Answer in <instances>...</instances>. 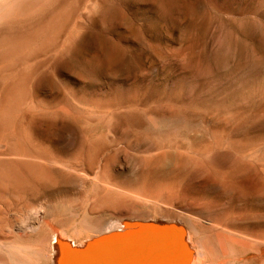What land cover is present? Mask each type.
<instances>
[{"label":"rangeland","instance_id":"1","mask_svg":"<svg viewBox=\"0 0 264 264\" xmlns=\"http://www.w3.org/2000/svg\"><path fill=\"white\" fill-rule=\"evenodd\" d=\"M139 222L264 264V0H0V264Z\"/></svg>","mask_w":264,"mask_h":264},{"label":"water","instance_id":"2","mask_svg":"<svg viewBox=\"0 0 264 264\" xmlns=\"http://www.w3.org/2000/svg\"><path fill=\"white\" fill-rule=\"evenodd\" d=\"M145 234L152 241L136 239ZM185 230L175 225L160 223H130L123 232L113 234L67 256V264H187L190 253L184 242Z\"/></svg>","mask_w":264,"mask_h":264},{"label":"bare ground","instance_id":"3","mask_svg":"<svg viewBox=\"0 0 264 264\" xmlns=\"http://www.w3.org/2000/svg\"><path fill=\"white\" fill-rule=\"evenodd\" d=\"M185 162V161H184ZM161 173V172H160ZM86 176V175H85ZM85 176L83 177V178H85ZM89 178V177H88ZM37 179V178H36ZM86 180V179H85ZM38 189V188H37ZM73 193V192H72ZM119 195V194H118ZM146 196H148V195H146ZM139 197H141V195L139 196ZM145 198V197H144ZM140 199H143V198H140ZM145 199H147V198H145ZM151 199H153V198H151ZM148 200V199H147ZM145 201V200H143V202L145 201V202H148V201ZM156 200V199H155ZM114 201V200H113ZM142 202V203H143ZM156 203H157V201H156ZM156 203H154V204H156ZM226 203V202H225ZM160 206V205H159ZM164 207V206H163ZM166 208V207H165ZM178 208V207H177ZM168 209V208H167ZM203 209V208H202ZM209 211V210H208ZM213 212V211H212ZM184 213V212H183ZM215 213V212H214ZM211 214V213H210ZM214 215H217V214H214ZM46 216H47V214H46ZM211 216V215H210ZM167 217V216H166ZM183 217V216H182ZM218 217V216H217ZM221 216L219 215V218H220ZM135 218V217H134ZM210 218V217H209ZM163 218L161 217V220H162ZM175 219H176V217H175ZM216 219V218H215ZM177 220V219H176ZM175 220V221H176ZM195 220V219H194ZM164 221V220H163ZM190 221V220H189ZM196 221V220H195ZM199 221V220H198ZM218 221V220H217ZM224 221V220H223ZM173 222V221H172ZM206 222V221H205ZM219 222V221H218ZM49 223H51V222H49ZM119 223V222H118ZM201 223V222H200ZM217 223V222H216ZM112 224V223H111ZM167 224V223H166ZM170 224V223H169ZM196 224H197V222H196ZM113 225V224H112ZM200 225V224H199ZM201 225H202V223H201ZM200 225V226H201ZM43 226V225H42ZM121 226V225H120ZM204 226L205 225H203V227H201V229L202 228H204ZM109 227V226H108ZM112 227V226H111ZM124 226H122V228H123ZM208 227H210V226H208ZM211 227H212V225H211ZM110 228V227H109ZM126 228V227H125ZM213 228H217L216 226L215 227H213ZM204 229H206V228H204ZM203 229V230H204ZM218 229V228H217ZM220 229V228H219ZM225 229V228H224ZM223 229V231H225ZM227 229V228H226ZM107 230V229H106ZM202 230V232H205V231H203ZM209 229H207L206 231H208ZM221 230V229H220ZM229 230H231V228L229 229ZM234 230V229H233ZM232 230V231H233ZM228 230H226V232H227ZM243 231H245V230H243ZM254 232H256V231H254ZM104 233V232H103ZM218 233H219V231H218ZM62 234V233H61ZM206 234V233H205ZM224 234H226V233H224ZM230 234V233H229ZM54 235V234H53ZM57 235H59V234H57ZM112 235V234H111ZM135 236L136 235H140V236H138L136 239H138V240H140L141 242H143V243H146V242H150V241H152L150 238H148L145 234H138V233H136V234H134ZM221 235V234H220ZM220 235H219V237H220ZM232 235V234H231ZM231 235H229V236H231ZM233 235H235V234H233ZM62 236V235H61ZM60 235H59V237H61ZM217 236V235H216ZM223 236V235H222ZM228 236V235H227ZM237 236V235H236ZM239 236V235H238ZM244 236V235H243ZM56 237H58V236H56ZM96 237V236H95ZM196 237V236H195ZM207 237H210V235L209 236H207ZM216 237L217 238V241L219 242L221 239H222V237ZM250 237V236H249ZM254 237V236H253ZM63 238V237H62ZM102 238V237H101ZM107 238V237H106ZM106 238H104V239H106ZM211 238V237H210ZM210 238H209V240H210ZM218 238L220 239V240H218ZM225 238H228V237H225ZM232 238H233V236H232ZM235 238V237H234ZM57 239V238H56ZM92 239V238H91ZM103 239V240H104ZM196 239V238H195ZM254 239V238H253ZM60 240H61V238H60ZM64 240V242H65V238L63 239ZM207 240H208V238H207ZM212 240V239H211ZM216 240V239H215ZM223 240V242L225 241L224 240V238L222 239ZM235 240H236V238H235ZM259 240H260V238H259ZM97 241V240H96ZM96 241H94V242H96ZM102 241V240H101ZM204 241V240H203ZM231 241V240H230ZM251 241V240H250ZM62 242V240L60 241V243ZM69 242H71V241H69ZM100 242V241H99ZM184 242H185V244H186V247H187V249H188V252L190 253V257H189V262L187 263V264H205L206 262H207V259H205L206 260V262H205V260H204V262L205 263H203V256H204V254H202V251H203V249H202V251H200L201 250V248L203 247L202 245L203 244H201V246L202 247H200V250L198 249V248H196V247H194L193 246V244H192V242H191V237H190V234L189 233H187L186 231H185V235H184ZM202 242V241H201ZM200 242V243H201ZM253 242H255L254 240H253ZM72 243V242H71ZM198 243V242H197ZM196 243V244H197ZM200 243H198V244H200ZM203 243V242H202ZM221 243V242H220ZM230 243V242H229ZM231 243H233V242H231ZM229 244V245H232V244ZM235 243V242H234ZM234 243H233V245L232 246H234ZM236 243H237V241H236ZM258 243V242H257ZM263 243V242H262ZM61 244H63V245H65L64 243H61ZM93 244V243H92ZM205 244H206V242H205ZM209 244H211V243H209ZM214 244V243H213ZM222 244V243H221ZM226 244H227V242H226ZM238 244V245H237ZM236 245L237 246H239V243H237ZM241 244V243H240ZM259 244V243H258ZM258 244H255L256 245V247H258L257 245ZM218 245V244H217ZM247 245H249V244H247ZM262 245V244H261ZM66 246V245H65ZM196 246V245H195ZM226 246V245H225ZM231 246V247H232ZM241 246V245H240ZM240 246H239V248H240ZM243 246H246L245 244L243 245ZM259 246H260V244H259ZM264 246V244L262 245V246H260V247H263ZM206 247V246H205ZM204 247V248H205ZM230 246H228L227 247V250H229L228 248H229ZM242 247V246H241ZM248 247V246H247ZM247 247H245V248H247ZM259 247V248H260ZM225 248V247H224ZM234 248V247H233ZM238 248V249H239ZM207 249L209 250L210 249V247L208 248L207 247ZM215 248H213V250H214ZM237 249V250H238ZM69 250V249H68ZM205 250V249H204ZM213 250H209V252L210 251H213ZM233 250V249H232ZM72 251V250H71ZM70 250H69V252H71ZM65 252V251H64ZM82 252V251H81ZM225 252V251H224ZM230 252H232V251H230L229 250V253ZM234 252H236V249L234 250ZM204 253V252H203ZM228 252H227V254H229ZM233 253V252H232ZM239 253H240V251H239ZM249 253V252H248ZM66 254V253H65ZM71 254V253H70ZM72 254H73V251H72ZM76 254V253H75ZM210 254H211V252H210ZM237 254H238V251H237ZM256 254V253H255ZM258 254V253H257ZM74 255V254H73ZM233 255V254H232ZM234 255H236V254H234ZM249 255V254H248ZM259 255V254H258ZM207 256V255H206ZM213 255H211V257H212ZM244 256V255H243ZM66 257H67V255H66ZM205 257V256H204ZM225 257H226V255H225ZM228 257H229V255H228ZM232 257V256H231ZM230 257V258H231ZM242 257V256H241ZM206 258V257H205ZM237 258H238V256H237ZM257 258L258 259H260V256L258 257L257 256ZM257 258L255 259V261L257 260ZM209 259V258H208ZM212 259H213V257H212ZM217 259V258H216ZM66 260V259H65ZM237 260V259H236ZM252 260V259H251ZM254 260V259H253ZM231 261V260H230ZM242 261V260H241ZM209 262V261H208ZM65 263V262H64ZM63 263V264H64ZM66 264V263H65Z\"/></svg>","mask_w":264,"mask_h":264}]
</instances>
